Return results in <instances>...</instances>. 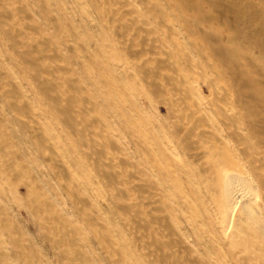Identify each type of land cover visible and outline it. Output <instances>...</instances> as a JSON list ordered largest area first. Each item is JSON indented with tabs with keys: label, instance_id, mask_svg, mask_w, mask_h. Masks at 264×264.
Masks as SVG:
<instances>
[{
	"label": "rangeland",
	"instance_id": "rangeland-1",
	"mask_svg": "<svg viewBox=\"0 0 264 264\" xmlns=\"http://www.w3.org/2000/svg\"><path fill=\"white\" fill-rule=\"evenodd\" d=\"M0 264H264V0H0Z\"/></svg>",
	"mask_w": 264,
	"mask_h": 264
},
{
	"label": "bare ground",
	"instance_id": "bare-ground-1",
	"mask_svg": "<svg viewBox=\"0 0 264 264\" xmlns=\"http://www.w3.org/2000/svg\"><path fill=\"white\" fill-rule=\"evenodd\" d=\"M226 177L230 178V180L225 181V184L223 187L224 204L226 207L229 208L233 200L237 201L239 198L243 197V194H242L243 189L241 187L243 183H241V181L238 178L230 176V174Z\"/></svg>",
	"mask_w": 264,
	"mask_h": 264
}]
</instances>
